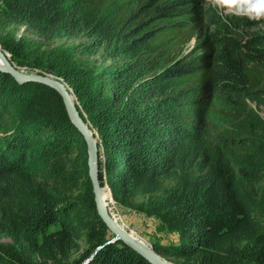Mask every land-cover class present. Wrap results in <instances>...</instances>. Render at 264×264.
Listing matches in <instances>:
<instances>
[{"label": "trees", "instance_id": "16d2710c", "mask_svg": "<svg viewBox=\"0 0 264 264\" xmlns=\"http://www.w3.org/2000/svg\"><path fill=\"white\" fill-rule=\"evenodd\" d=\"M261 25L205 0H0L11 61L70 85L102 186L178 232L154 243L177 264H264ZM110 232L61 95L0 70V264H152Z\"/></svg>", "mask_w": 264, "mask_h": 264}, {"label": "water", "instance_id": "95a60500", "mask_svg": "<svg viewBox=\"0 0 264 264\" xmlns=\"http://www.w3.org/2000/svg\"><path fill=\"white\" fill-rule=\"evenodd\" d=\"M0 70L11 74L19 83L39 82L54 88L61 95L68 116L72 124L82 134L88 150V166L89 177L94 192V200L97 211L101 219L109 227L110 231L115 235L112 241L123 240L131 246L135 251L148 259L152 264H174L168 258L160 254L154 246H151L137 237H133L130 232L118 226L108 209V205L104 199V193L110 192V199L113 200L111 191L108 186H102L99 179V141L90 128L89 124L83 119L81 110L78 107L75 94L70 85L61 77L45 72H24L13 64L8 56L4 53L0 46Z\"/></svg>", "mask_w": 264, "mask_h": 264}, {"label": "rangeland", "instance_id": "374dc122", "mask_svg": "<svg viewBox=\"0 0 264 264\" xmlns=\"http://www.w3.org/2000/svg\"><path fill=\"white\" fill-rule=\"evenodd\" d=\"M205 1L208 2L209 4H211V0H205ZM219 9H220V11H222L224 13L230 12V11H227V10L222 9V8H219ZM260 28L262 30V29H264V26L261 25ZM256 29H258V28H256ZM24 34H26L25 27H21V26L20 27H12L11 29H9V31L6 34L3 35V40L6 43H10L12 45H18L20 37ZM32 38L38 40L37 37L32 36ZM58 43L59 42L51 43V45H50V43H45L44 44L45 46L42 47L41 51L43 52L45 49H48V48H50V47H52ZM0 46H1V50L4 53H7L6 50L3 48V46L1 45V43H0ZM194 46H195V40L191 41V43L188 45V50L186 51V53L193 52ZM8 56L11 59L10 53H8ZM36 60H38V59L36 58L35 61ZM42 60L44 62H46V60L44 58H42ZM13 64L15 66H17L21 71L36 72L35 70H33L29 66H19L14 62H13ZM38 70H41V69H38ZM259 112L264 117V107L261 108L259 110ZM107 205H108V209H109V212H110L112 218L113 219L117 218L123 226L120 223L119 224L124 229H127V231L130 233H135L136 234L135 237L141 239L143 242H145L151 246H154V243H166V244L178 243V241H179L178 232L169 231V230L165 229L164 227H162L159 220L156 219L155 217H151L145 213H142V212H139V211H136L133 209H129V208L119 206L112 199L109 200ZM59 227H60L59 224H55L50 228V230H55V229H58ZM110 233L112 235V237H111V240H112L113 237H115V235L112 232H110ZM4 238L5 237H2V238H0V240H3ZM164 257H166V256H164ZM166 258H168V257H166ZM169 260L172 263L177 264L174 260H171V259H169ZM85 263L86 262H84V264Z\"/></svg>", "mask_w": 264, "mask_h": 264}, {"label": "clouds", "instance_id": "9594fccd", "mask_svg": "<svg viewBox=\"0 0 264 264\" xmlns=\"http://www.w3.org/2000/svg\"><path fill=\"white\" fill-rule=\"evenodd\" d=\"M214 7L222 8L250 20L264 18V0H211Z\"/></svg>", "mask_w": 264, "mask_h": 264}, {"label": "bare ground", "instance_id": "6f19581e", "mask_svg": "<svg viewBox=\"0 0 264 264\" xmlns=\"http://www.w3.org/2000/svg\"><path fill=\"white\" fill-rule=\"evenodd\" d=\"M106 192H108L109 193V196H107L106 195ZM105 193H104V199H105V201H106V203H108L109 202V200H110V192L109 191H106ZM114 220V219H113ZM114 222L118 225V226H120L121 228H123L116 220H114ZM124 229V228H123ZM124 230H126V229H124ZM127 231V230H126ZM134 237V236H133Z\"/></svg>", "mask_w": 264, "mask_h": 264}]
</instances>
